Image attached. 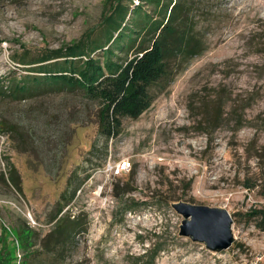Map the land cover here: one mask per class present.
Wrapping results in <instances>:
<instances>
[{
    "label": "rangeland",
    "instance_id": "374dc122",
    "mask_svg": "<svg viewBox=\"0 0 264 264\" xmlns=\"http://www.w3.org/2000/svg\"><path fill=\"white\" fill-rule=\"evenodd\" d=\"M106 1L0 0V261L19 264L14 231L26 225L39 239L59 196L73 192L65 209L84 215L86 230L76 237L72 261L134 264L157 245L153 264H264V231L245 216L264 208L258 180L264 161L255 156L264 143V0L195 3L197 14H210L198 23L205 49L105 140L97 128L99 102L82 90L12 89L41 74L33 61L44 51L64 49L90 31L100 37ZM217 95L225 101L224 120L215 126L202 113ZM234 105L242 106L237 129L234 115H226ZM121 160L127 167L113 175ZM8 165L21 195L1 181ZM174 202L224 209L232 221L230 247L214 253L178 237ZM121 203L131 208L123 215Z\"/></svg>",
    "mask_w": 264,
    "mask_h": 264
},
{
    "label": "trees",
    "instance_id": "16d2710c",
    "mask_svg": "<svg viewBox=\"0 0 264 264\" xmlns=\"http://www.w3.org/2000/svg\"><path fill=\"white\" fill-rule=\"evenodd\" d=\"M198 2L107 0L99 22L100 37H91L90 31L64 49L44 51L33 61L38 63L34 69L41 74L21 83L15 81L12 92L20 95L40 84L78 88L99 102L96 111L99 134L105 140L114 137L120 132L124 117L136 118L148 108L154 94L165 90L173 76L205 49L198 23L200 18L209 19L210 14L202 10L197 14L200 5L194 7V4ZM127 51L130 56L124 58L116 53ZM224 104L220 96L214 97L209 112L205 107L202 113L207 118L206 124L221 123ZM234 106L237 107L231 106L226 115H234L237 129L242 118L237 110H242V106ZM255 156L264 161V143ZM258 180L259 194L264 196V173L259 174ZM1 181L9 191L21 195L20 180L12 165L6 167L5 177L1 174ZM243 187L250 190L253 186L245 183ZM73 196V192L67 199L64 192L59 196L46 220L50 227L39 239L37 232L26 225L14 231L20 250L19 264H83L72 261L78 247L76 237L86 230L85 216L65 209ZM130 209L121 203V215ZM245 216L255 218V228L264 231V208L252 209ZM35 241L37 247L33 248ZM161 249L153 245L136 257L134 264H153ZM0 264H9V259Z\"/></svg>",
    "mask_w": 264,
    "mask_h": 264
},
{
    "label": "water",
    "instance_id": "95a60500",
    "mask_svg": "<svg viewBox=\"0 0 264 264\" xmlns=\"http://www.w3.org/2000/svg\"><path fill=\"white\" fill-rule=\"evenodd\" d=\"M170 207L181 218L178 237L187 238L214 253L228 249L234 241L232 221L224 209L183 202L171 203Z\"/></svg>",
    "mask_w": 264,
    "mask_h": 264
},
{
    "label": "built area",
    "instance_id": "2783aa9c",
    "mask_svg": "<svg viewBox=\"0 0 264 264\" xmlns=\"http://www.w3.org/2000/svg\"><path fill=\"white\" fill-rule=\"evenodd\" d=\"M127 165H128V162L127 161H125V160H121L116 166H115V168H114V170H113V175H117V174H119L120 172H122V171H124L125 170V168L127 167ZM107 170H112V167H107ZM263 251H264V249H263ZM262 256H264V252H263V255ZM259 260H261V256H260V258H255L254 259V261L256 262V261H259ZM254 262V263H255Z\"/></svg>",
    "mask_w": 264,
    "mask_h": 264
}]
</instances>
